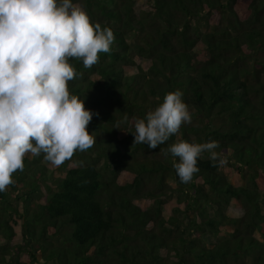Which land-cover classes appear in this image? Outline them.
I'll use <instances>...</instances> for the list:
<instances>
[{"label": "trees", "instance_id": "16d2710c", "mask_svg": "<svg viewBox=\"0 0 264 264\" xmlns=\"http://www.w3.org/2000/svg\"><path fill=\"white\" fill-rule=\"evenodd\" d=\"M72 2L115 37L91 68L68 58L95 143L58 166L25 155L0 192V264H264V0ZM176 90L196 122L133 144L132 117ZM177 138L230 160L205 152L182 183L161 152Z\"/></svg>", "mask_w": 264, "mask_h": 264}, {"label": "clouds", "instance_id": "9594fccd", "mask_svg": "<svg viewBox=\"0 0 264 264\" xmlns=\"http://www.w3.org/2000/svg\"><path fill=\"white\" fill-rule=\"evenodd\" d=\"M114 39L111 28L91 23L72 0H0V192L14 182V172L23 171L26 154H43L58 166L94 145L87 130L94 113L69 93L68 82L79 74L68 58L91 68L99 53L110 52ZM182 97L180 90L167 92L144 118L132 117L133 144L156 149L182 124H190L191 112ZM125 123L127 113L114 128ZM218 148L214 140L190 143L177 138L161 152L171 154L180 182L189 183L203 153L214 166L227 163Z\"/></svg>", "mask_w": 264, "mask_h": 264}, {"label": "rangeland", "instance_id": "374dc122", "mask_svg": "<svg viewBox=\"0 0 264 264\" xmlns=\"http://www.w3.org/2000/svg\"><path fill=\"white\" fill-rule=\"evenodd\" d=\"M146 6H148L149 5V1L145 4ZM134 37H131L130 38V41L133 39ZM190 110V112H191V116H192V121L193 122H196L195 120H194V116L192 115V110L191 109H189ZM229 159V157L227 158V160ZM230 160V159H229ZM7 188H9V186H7ZM262 207H263V210H264V203H263V205H262ZM231 212V214L232 215H239V213H241L240 211H239V209H237V208H233V210L232 211H230ZM257 236H258V234H257ZM260 236V235H259ZM38 260H39V263H42V264H53V263H46L43 259H42V257H41V254L38 256Z\"/></svg>", "mask_w": 264, "mask_h": 264}]
</instances>
